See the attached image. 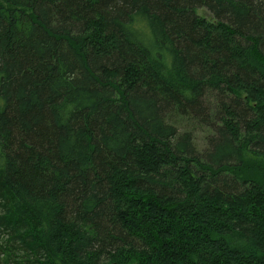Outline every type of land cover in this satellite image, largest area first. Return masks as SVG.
I'll return each instance as SVG.
<instances>
[{"label": "trees", "instance_id": "16d2710c", "mask_svg": "<svg viewBox=\"0 0 264 264\" xmlns=\"http://www.w3.org/2000/svg\"><path fill=\"white\" fill-rule=\"evenodd\" d=\"M0 264H264V0H0Z\"/></svg>", "mask_w": 264, "mask_h": 264}, {"label": "rangeland", "instance_id": "374dc122", "mask_svg": "<svg viewBox=\"0 0 264 264\" xmlns=\"http://www.w3.org/2000/svg\"><path fill=\"white\" fill-rule=\"evenodd\" d=\"M196 15L202 18H207V13L204 10H196ZM181 126L186 127L184 123H181ZM186 129L192 130L191 127L190 128L186 127ZM180 130H184V129H180ZM207 134L208 132L205 129H197L194 132V143L198 151H202V149L204 148L205 137L207 136Z\"/></svg>", "mask_w": 264, "mask_h": 264}]
</instances>
